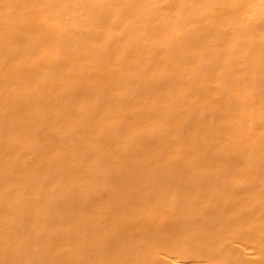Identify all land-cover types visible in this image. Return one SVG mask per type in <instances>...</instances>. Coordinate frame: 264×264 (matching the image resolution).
Returning <instances> with one entry per match:
<instances>
[{
    "label": "bare ground",
    "instance_id": "1",
    "mask_svg": "<svg viewBox=\"0 0 264 264\" xmlns=\"http://www.w3.org/2000/svg\"><path fill=\"white\" fill-rule=\"evenodd\" d=\"M0 264H264V0H0Z\"/></svg>",
    "mask_w": 264,
    "mask_h": 264
}]
</instances>
